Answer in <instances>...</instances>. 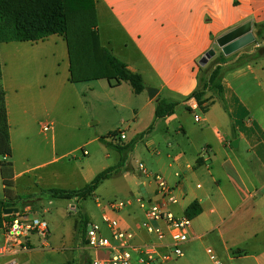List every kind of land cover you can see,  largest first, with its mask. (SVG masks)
Returning <instances> with one entry per match:
<instances>
[{"label":"crops","instance_id":"crops-1","mask_svg":"<svg viewBox=\"0 0 264 264\" xmlns=\"http://www.w3.org/2000/svg\"><path fill=\"white\" fill-rule=\"evenodd\" d=\"M96 10L101 44L130 71L139 74L146 86L137 95L130 85L136 98L144 104L142 112L147 109L153 113L148 128L152 127V131L139 139L136 146L145 143L154 158L152 171L164 176L176 188L180 205L173 211L177 216L187 215L193 204H198L200 209L193 219L184 257L170 264H215L212 256L223 264H264V58L230 69L245 52L227 57L236 55L221 65L230 69L223 79V98L217 91H209L205 97L206 111L194 99L185 102L199 88L200 73L209 66L202 67L200 61L218 46V39L250 22L257 41L259 38L264 42V30L258 34V27L264 26V0H96ZM258 45V49L264 47L255 44L251 52H256ZM0 70L11 157H14L18 131L28 136L32 121L43 116L49 101L70 102L74 84L70 82L67 43L64 37L54 35L38 42L0 44ZM100 81L103 80L92 82L96 85ZM96 86L104 89L102 85ZM108 86L113 89L109 83ZM148 89L157 90L153 99ZM163 99L181 102L178 108L194 114V121L188 124L179 121L175 128L176 111L170 117L156 119V106ZM139 114H136L137 120ZM196 116L200 117V123L195 121ZM172 126L176 136L187 141L183 150L174 148L171 142ZM45 128L44 134H54L53 124L48 132H44ZM156 131L160 133L157 138ZM108 142L112 143L110 139ZM159 142L167 146L166 151L157 147ZM204 148H208L205 154ZM58 160L55 158L49 163ZM3 161L11 164V182L15 189L17 180L31 169L18 172L11 158L0 156V179L5 195ZM97 175L93 169L87 172L90 182ZM142 179L137 192L128 190L126 199L114 200L127 204L118 215L123 226L136 228L144 218L137 199L141 194L150 195L152 187L147 179ZM15 189L14 196L21 197ZM4 195L0 194V198L6 200ZM22 202L16 201L17 206L13 208L20 212L31 208L37 218L49 214L41 199L31 205L22 206ZM67 202L73 211L77 209L75 200ZM74 217L76 223L78 211ZM90 219L91 224L101 225L91 216ZM30 240V251L10 256L1 264H23L26 254L37 244L33 237ZM148 241L141 231L137 243ZM96 257L93 252V259ZM132 264L143 263L135 256Z\"/></svg>","mask_w":264,"mask_h":264},{"label":"rangeland","instance_id":"rangeland-1","mask_svg":"<svg viewBox=\"0 0 264 264\" xmlns=\"http://www.w3.org/2000/svg\"><path fill=\"white\" fill-rule=\"evenodd\" d=\"M259 43L264 45V42L261 43V39L258 38L257 42L240 50L238 53L245 52V54L229 66L230 69L238 67L249 55L255 53L251 51H254V45ZM214 50L216 56L209 61V66H207L211 69L216 66L217 62L225 63L236 57L235 55L227 58L218 46ZM222 55L223 60H221ZM230 69L224 68L225 72ZM93 83L95 82L74 84L70 90L71 99L68 103L59 99L54 102L49 101L48 108L43 109V116L32 121L28 136L21 135L19 131L16 136L14 157H10L11 162L16 163L18 172L31 170L26 176L17 180L16 189L14 187L10 189H15L24 200H27L28 196H35L34 203L38 202L36 199L43 200L49 210V214L38 216L49 225V246L41 247L38 243L39 237L33 236V240L37 243L36 247L31 253L26 254L27 259L23 261V264H66L69 261L72 264H86L93 259L92 250L86 249V246L78 247L76 239L78 220L75 223L74 217L78 210L73 211L67 201L51 199L42 194V191L50 188L81 189L90 182L87 176L89 169H93L97 175L118 165L121 155L101 142L100 138L108 137L109 134L119 130L126 131L128 136L127 141H124L126 145L131 139L139 142L138 138L141 134L149 133L148 128L153 113L151 115L147 109L142 112L144 104L136 98L130 84L125 83L122 87L112 89L108 86V82L103 80L99 82L100 84H96L104 87L100 89ZM94 89L96 90L93 91ZM138 112L140 114L137 120ZM196 114L201 115L199 112ZM176 117L178 120L173 123L175 128L179 121L187 124L194 121V114L182 107L176 110ZM51 124L55 129L54 134L52 132L44 134L42 129L49 128ZM173 126L169 133L171 142L174 148L183 150L187 146V141L182 136H176ZM156 132L154 135L157 138L160 133ZM159 144L157 147H160V150H167L164 143L159 142ZM145 146V143L140 142L128 157L126 167L111 179L106 180L93 197L80 203L75 201L76 207L80 206L95 222L102 224V211L97 206V200L104 204L116 199H126L128 190L137 192L139 183L144 178L139 173L140 162L152 171L151 165L154 158ZM85 151L89 153V156L84 155ZM187 153L189 154L188 151ZM55 158L59 160L49 163ZM2 188L0 179V194L4 195ZM50 202L54 205H50ZM34 203L22 202L21 205ZM31 218L35 216L32 215ZM4 234V229L0 228V245L5 242ZM71 236L73 238H70ZM73 249L75 251H72ZM78 252L80 255L77 254Z\"/></svg>","mask_w":264,"mask_h":264},{"label":"trees","instance_id":"trees-1","mask_svg":"<svg viewBox=\"0 0 264 264\" xmlns=\"http://www.w3.org/2000/svg\"><path fill=\"white\" fill-rule=\"evenodd\" d=\"M258 34L264 30V26L258 27ZM59 35L64 37L70 62V82L73 84L106 80L111 87H120L124 82L129 83L134 93L140 95L146 89L143 78L139 74L130 71L126 64L114 57L102 44L98 29V16L96 0H0V44L12 42H38L48 37ZM223 60L224 57H221ZM264 58V47L249 55L238 67L249 62ZM217 62L214 68H206L200 73L199 88L185 102L194 99L200 109L206 111L204 104L209 91H217L223 98V79L225 70ZM181 102L163 99L156 106V119H164L172 116ZM148 129V131H150ZM117 131L100 138V141L121 155L118 165L99 173L85 187L77 190L50 188L42 191V194L51 199L86 201L93 197L98 188L114 175L126 167L128 157L134 152L138 140H132L126 145H115L108 142L110 137L116 136ZM146 133L140 135L142 139ZM0 156L10 158L12 149L10 144V127L8 123V111L6 96L2 84L0 70ZM2 176L5 185V198H0V228L5 219L4 211L17 206L16 201L34 203L35 196L15 197L12 181L13 171L10 163L1 162ZM128 171V170H125ZM40 200V199H36ZM78 223L76 227V239L78 247H85L86 233L91 219L87 213L77 205ZM200 212L198 204H193L187 210V216L194 219ZM72 264V263H68ZM86 264H92L91 261Z\"/></svg>","mask_w":264,"mask_h":264},{"label":"built area","instance_id":"built-area-1","mask_svg":"<svg viewBox=\"0 0 264 264\" xmlns=\"http://www.w3.org/2000/svg\"><path fill=\"white\" fill-rule=\"evenodd\" d=\"M260 46H257V49ZM195 121L200 123V117ZM49 129L45 128L44 132ZM128 137L126 131H117L110 137L115 145H123ZM208 148L203 149V154ZM87 156L88 152L85 151ZM139 173L149 181L150 195L141 194L137 205L143 220L136 228L123 226L118 215L126 208L123 201H112L107 205L98 203L103 209L102 224H90L86 233V248L97 254L92 264H132L136 256L143 264H168L184 257V246L190 241L193 219L187 215L177 216L173 208L180 205L175 187L164 176L154 173L139 163ZM31 208L12 215L4 224L5 242L0 245V264L10 256L30 251L31 238L38 236L41 247L49 246L50 229L45 220L31 218ZM145 232L148 242L137 243L139 233ZM212 254V251H208ZM99 255V256H98ZM215 264H223L216 261Z\"/></svg>","mask_w":264,"mask_h":264},{"label":"water","instance_id":"water-1","mask_svg":"<svg viewBox=\"0 0 264 264\" xmlns=\"http://www.w3.org/2000/svg\"><path fill=\"white\" fill-rule=\"evenodd\" d=\"M255 41L256 38L252 32V23L248 22L218 39L217 45L222 50L223 54L228 57L248 47L249 45L254 44ZM215 56L216 52L213 49L210 50L200 61V65L202 67H206L209 61ZM148 93L150 98L153 99L157 94V90L148 89ZM235 145L236 143H234V146ZM18 213L19 210L16 208L6 209L4 211L5 215H14Z\"/></svg>","mask_w":264,"mask_h":264}]
</instances>
